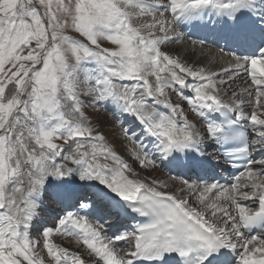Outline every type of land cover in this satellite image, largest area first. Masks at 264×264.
I'll use <instances>...</instances> for the list:
<instances>
[{"label":"snow or ice","instance_id":"6c2138e0","mask_svg":"<svg viewBox=\"0 0 264 264\" xmlns=\"http://www.w3.org/2000/svg\"><path fill=\"white\" fill-rule=\"evenodd\" d=\"M205 15L227 66L162 50ZM83 98L138 122L115 120L130 156L180 188L139 178ZM0 264H264V0H0Z\"/></svg>","mask_w":264,"mask_h":264},{"label":"bare ground","instance_id":"6f19581e","mask_svg":"<svg viewBox=\"0 0 264 264\" xmlns=\"http://www.w3.org/2000/svg\"><path fill=\"white\" fill-rule=\"evenodd\" d=\"M161 11H163V9H161ZM166 17L168 19H171V13L170 12L166 13ZM206 17H208V15H206ZM144 22H146L144 18H139V19H136L134 21V23H137V24H141V23H144ZM182 23L183 22H181L179 24H175L174 27H175V30L176 31L182 32L184 34L183 37L180 40L178 39L179 41L176 42V43H174V41H175L174 40V41L169 42L165 46H163V48H162L163 51L167 52L168 54L172 55L173 57H178V58L184 60L186 63H196L197 61L203 60L205 62L214 61L217 65L227 66V63H228L230 57L227 56V55H225L224 53H227L229 51V49H224V53H222L221 52V49H223V48L219 49L212 42H205L203 48H201V46L199 44L193 45L192 41H199V39H197V40L196 39H192V38L189 39L190 36L188 34V29H187V27L185 25H184V29L185 30L182 29V25H181ZM208 31H211V30H208L207 29V30H205L203 32H200L198 35L200 36V38H202V37H204L206 35V33H208ZM157 34H159V33H157ZM189 79H191V78H189ZM110 104H112V103H110ZM110 104H108V105H110ZM112 106H113L114 110L116 111L117 117L120 116L121 118H123L125 120L124 116L122 114H120V112H119L118 109L115 108V105L112 104ZM161 110L162 111H165L163 107L161 108ZM112 117L114 118V116H112ZM117 117H115L114 120H116ZM106 120L107 121H111L109 119V117H107ZM119 120H121V119L119 118ZM125 121H128L129 123H132L133 122V120H132L131 117H129ZM111 124L112 123H110L109 125L110 126H113V125H115V122H113V125H111ZM118 132H119V129H118ZM119 140L123 142V139L120 136H119ZM120 141H118V143ZM260 157H261V155L258 154L257 160H259ZM164 170L167 173L169 172V174H171L172 176H177L176 175V172L170 171L169 168L166 167L165 165H164ZM152 176L151 177L139 176V178H148V182H150L151 179H154V178H152ZM170 178L171 177H167V179L169 180V182L170 181L176 182L177 185H178V189H179L180 186H181L179 184V182L176 181V180H172ZM155 179H157V178H155ZM164 179H163V181H166L167 182V179L166 178H164ZM157 180H159V179H157ZM168 189L170 191H176L177 190L176 188L171 187V186H169Z\"/></svg>","mask_w":264,"mask_h":264},{"label":"rangeland","instance_id":"374dc122","mask_svg":"<svg viewBox=\"0 0 264 264\" xmlns=\"http://www.w3.org/2000/svg\"><path fill=\"white\" fill-rule=\"evenodd\" d=\"M73 35H78V34H74L72 33ZM168 44V43H167ZM104 46H109L107 42H104ZM170 98L173 100V102H180L178 100V97L175 95V94H172L170 93ZM86 105H85V108H86V111L87 113L94 119V121L97 123L99 121L101 127L104 128V132L105 134L107 135V138H108V141L112 144H114V146L116 147L117 151H119L120 155L129 163L132 165L133 167V170L134 171H138L142 176H152L155 177V178H158V179H164L166 177V175H164L163 173H161L158 168L153 170L151 167L147 168V169H142L140 168L138 162L134 161V159L130 156L127 148H128V142L126 140H124V138L122 137V134L120 133V130L118 132V128H116V124L113 125V123L111 125L113 126H110L109 124L105 127L104 124L105 122L107 121V114H106V111L104 109V106H103V103L101 104H97V105H91V104H88V100H90L91 98H83ZM107 105L110 104V103H106ZM112 105V104H110ZM113 108V106H111ZM183 107L185 108V112L186 114L188 115V118L191 119L193 116L190 112V108H187V105L186 103H183ZM114 109V108H113ZM97 111H98V115H97ZM112 116L117 117L116 114H113ZM119 116V115H118ZM119 118L121 119V121H125L123 118H121L119 116ZM109 119L111 121H107V122H112V118L109 117ZM112 127V128H111ZM115 129H114V128ZM119 136L123 139V142L119 140ZM118 141H120L118 143ZM160 160H157V164L160 168ZM152 174V175H151ZM130 178H132L130 176ZM165 180V179H164ZM167 183L169 186L171 187H174L176 189H178V185L176 182L174 181H170L167 179Z\"/></svg>","mask_w":264,"mask_h":264}]
</instances>
